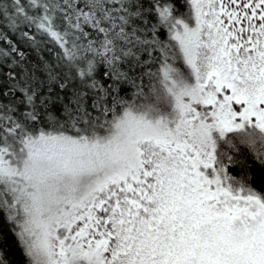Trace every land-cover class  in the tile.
<instances>
[{"label": "snow or ice", "instance_id": "6c2138e0", "mask_svg": "<svg viewBox=\"0 0 264 264\" xmlns=\"http://www.w3.org/2000/svg\"><path fill=\"white\" fill-rule=\"evenodd\" d=\"M0 264H264V0H0Z\"/></svg>", "mask_w": 264, "mask_h": 264}, {"label": "trees", "instance_id": "16d2710c", "mask_svg": "<svg viewBox=\"0 0 264 264\" xmlns=\"http://www.w3.org/2000/svg\"><path fill=\"white\" fill-rule=\"evenodd\" d=\"M239 148H240V152L239 153H232V155L234 156L235 159L239 160L241 159L243 156H247L249 161L251 160V153L249 152V150L247 149L246 146L239 144V141H235ZM229 171L234 174V175H239L240 173V168L238 166H232L229 168Z\"/></svg>", "mask_w": 264, "mask_h": 264}]
</instances>
